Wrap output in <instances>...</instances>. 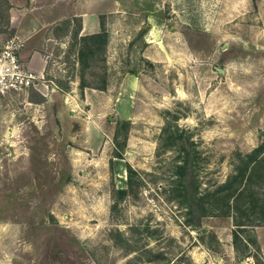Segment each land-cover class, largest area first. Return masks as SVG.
I'll return each instance as SVG.
<instances>
[{
	"label": "rangeland",
	"instance_id": "1",
	"mask_svg": "<svg viewBox=\"0 0 264 264\" xmlns=\"http://www.w3.org/2000/svg\"><path fill=\"white\" fill-rule=\"evenodd\" d=\"M37 2L0 0V49L11 35L22 59L41 49L37 82L66 89L0 92V264H264L258 173L245 212L200 214L180 193L264 154V0L126 5L83 61L75 22L35 26ZM79 75L104 84L86 103Z\"/></svg>",
	"mask_w": 264,
	"mask_h": 264
},
{
	"label": "trees",
	"instance_id": "2",
	"mask_svg": "<svg viewBox=\"0 0 264 264\" xmlns=\"http://www.w3.org/2000/svg\"><path fill=\"white\" fill-rule=\"evenodd\" d=\"M72 19L75 22V26L72 30L73 41H80V46L77 49L78 60L83 61L86 58L87 53H92L94 50V44L97 46H102L107 40V32L104 29L99 31L81 34L79 33V18L71 17L69 19L63 20L64 23H69V20ZM47 65V60H46ZM56 85L61 89H66V85L56 83ZM78 85L80 88H83L84 85H89L84 82L82 76L79 75ZM100 88L104 87L103 85H95ZM263 143H259L252 147L250 151L244 154V157L241 158L242 166L238 167L235 173H232L228 180L221 183L218 188L211 190L203 195H196V187L195 184L192 186L190 191L185 190L183 188L180 190L181 195L185 196L187 193H190L191 199H188L185 202V206L187 209L190 208L192 203H194L200 214H205L209 210H219L225 211L226 213H230L229 211L232 209V213L237 214L239 212H245L247 209L252 208V200L249 195V186L254 179V174L258 173L260 176V182L262 183L264 180V154L261 153V148ZM186 158L183 157L180 164H178L177 173L183 172L184 164L186 163ZM134 169L127 163L126 164V175L129 177ZM242 181V184H241ZM123 187L118 188V192L121 195L123 193ZM209 194H212V198H207ZM183 203L182 198H179ZM256 203H254L255 205ZM258 205V204H256ZM260 217H263L260 215ZM263 221V220H262ZM236 223L242 224L243 221H236ZM244 225H241L242 227ZM242 229V228H240ZM238 229L232 230L233 240H235L239 236ZM254 240V239H252Z\"/></svg>",
	"mask_w": 264,
	"mask_h": 264
},
{
	"label": "crops",
	"instance_id": "3",
	"mask_svg": "<svg viewBox=\"0 0 264 264\" xmlns=\"http://www.w3.org/2000/svg\"><path fill=\"white\" fill-rule=\"evenodd\" d=\"M143 0H38L36 6L41 15H36L32 21L35 23V26H47L51 23H56L61 18L64 20L71 17L79 18V33H91L99 31L103 26V20L101 17L107 13L114 11H121L126 5H140ZM144 5V4H143ZM232 5H237L236 3ZM25 62L32 68V70L37 74H43L46 68V57L43 55L41 49L36 47H28L27 52L23 58ZM49 82L43 83L38 81L36 84L37 90L42 94H45V90L49 89L53 92L58 89L65 91L64 89L59 88L57 85L55 87ZM55 85V84H54ZM80 88V87H79ZM81 99L84 102H88V96L91 95V90L102 91V88L95 85H84ZM62 94L63 103L66 102L65 94ZM41 98L36 100V103H39ZM66 104V103H64Z\"/></svg>",
	"mask_w": 264,
	"mask_h": 264
},
{
	"label": "built area",
	"instance_id": "4",
	"mask_svg": "<svg viewBox=\"0 0 264 264\" xmlns=\"http://www.w3.org/2000/svg\"><path fill=\"white\" fill-rule=\"evenodd\" d=\"M23 44V39L11 35L0 49V92L24 89L36 85L38 79H43V74L35 73L23 60L18 49ZM214 264V263H213Z\"/></svg>",
	"mask_w": 264,
	"mask_h": 264
},
{
	"label": "bare ground",
	"instance_id": "5",
	"mask_svg": "<svg viewBox=\"0 0 264 264\" xmlns=\"http://www.w3.org/2000/svg\"><path fill=\"white\" fill-rule=\"evenodd\" d=\"M152 40V39H151ZM154 41V40H153ZM180 90V89H179Z\"/></svg>",
	"mask_w": 264,
	"mask_h": 264
}]
</instances>
